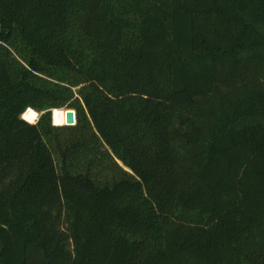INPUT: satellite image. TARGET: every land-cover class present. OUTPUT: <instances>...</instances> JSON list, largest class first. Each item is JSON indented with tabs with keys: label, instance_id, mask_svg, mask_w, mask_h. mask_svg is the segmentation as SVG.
Here are the masks:
<instances>
[{
	"label": "trees",
	"instance_id": "obj_1",
	"mask_svg": "<svg viewBox=\"0 0 264 264\" xmlns=\"http://www.w3.org/2000/svg\"><path fill=\"white\" fill-rule=\"evenodd\" d=\"M0 264H264V0H0Z\"/></svg>",
	"mask_w": 264,
	"mask_h": 264
},
{
	"label": "water",
	"instance_id": "obj_2",
	"mask_svg": "<svg viewBox=\"0 0 264 264\" xmlns=\"http://www.w3.org/2000/svg\"><path fill=\"white\" fill-rule=\"evenodd\" d=\"M65 113H66V125L68 126H72V125H76L77 123V112L75 109L72 108H66L64 109ZM25 114L22 115V118L25 119ZM27 120V119H25ZM53 124H56L55 121V109L53 110Z\"/></svg>",
	"mask_w": 264,
	"mask_h": 264
},
{
	"label": "rangeland",
	"instance_id": "obj_3",
	"mask_svg": "<svg viewBox=\"0 0 264 264\" xmlns=\"http://www.w3.org/2000/svg\"><path fill=\"white\" fill-rule=\"evenodd\" d=\"M64 109H66V108H64ZM39 115L41 116L42 115V112H39ZM40 116H39V118H40ZM39 120V119H38ZM38 120H37V122H38ZM36 122V123H37ZM55 125V124H54ZM57 126H64V124L63 125H57Z\"/></svg>",
	"mask_w": 264,
	"mask_h": 264
},
{
	"label": "bare ground",
	"instance_id": "obj_4",
	"mask_svg": "<svg viewBox=\"0 0 264 264\" xmlns=\"http://www.w3.org/2000/svg\"><path fill=\"white\" fill-rule=\"evenodd\" d=\"M66 114V113H65ZM66 125V124H65Z\"/></svg>",
	"mask_w": 264,
	"mask_h": 264
}]
</instances>
